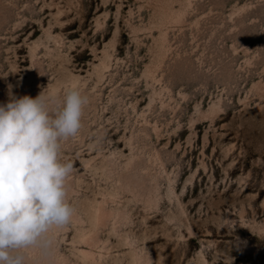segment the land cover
<instances>
[{"label":"rangeland","instance_id":"374dc122","mask_svg":"<svg viewBox=\"0 0 264 264\" xmlns=\"http://www.w3.org/2000/svg\"><path fill=\"white\" fill-rule=\"evenodd\" d=\"M70 87L74 214L26 264H264V0H0V104Z\"/></svg>","mask_w":264,"mask_h":264},{"label":"clouds","instance_id":"9594fccd","mask_svg":"<svg viewBox=\"0 0 264 264\" xmlns=\"http://www.w3.org/2000/svg\"><path fill=\"white\" fill-rule=\"evenodd\" d=\"M9 95L0 104V264H26V249L51 255L49 232L74 214L67 201L74 165L61 162V142L78 134L89 100L73 87L62 98L46 90L36 98Z\"/></svg>","mask_w":264,"mask_h":264}]
</instances>
